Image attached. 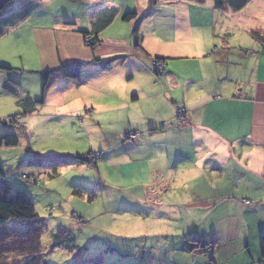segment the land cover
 Instances as JSON below:
<instances>
[{
	"label": "rangeland",
	"instance_id": "1",
	"mask_svg": "<svg viewBox=\"0 0 264 264\" xmlns=\"http://www.w3.org/2000/svg\"><path fill=\"white\" fill-rule=\"evenodd\" d=\"M22 2L34 3L29 6L34 10L33 19L0 45V65L16 69L11 78L21 85L18 94L9 93L4 88L9 76L0 71V137L16 134L20 144L0 148V158L5 173L4 191L27 194L44 223L41 237L44 260L47 264H213L210 249L205 254L198 251L189 255L182 248L183 241L192 245L195 238L202 241L207 229L204 225L209 222L203 223L204 216L191 208L204 201L202 196L207 193L202 189L207 183L187 180L189 168L194 166L189 162L194 158L193 152L162 150L151 144L147 151H135L137 142L134 140L140 136L126 134L131 131L130 119H108L106 115L102 117L104 111L96 113L100 118L94 117V113L77 112L78 102L99 105L103 100L104 105L111 101L107 92L99 93L92 88L81 91L55 88L47 99L50 104L47 103L39 113L20 116L14 125L8 123L23 113L18 100L29 94L34 100L42 97L44 79L36 73L40 72L37 71L40 60L29 34L32 25L47 24L53 29L71 22L70 25L78 26L81 35L89 33L92 38L91 25L97 21L91 10L97 2L92 0H15L10 9L17 8ZM144 2L106 0L102 6L116 7L124 14L140 10L141 18ZM257 2L264 3V0H255L243 12L226 15L213 9V0H207L203 8L191 10L192 30L199 35L201 45L211 51L222 47L224 42L236 49H254L257 45L251 31L264 32V4L257 6ZM154 10L156 16L143 20L141 30L152 50L184 57L192 55L194 47L187 14L177 13L174 8L169 14H162L163 8ZM134 25L135 22L117 21L107 33L128 37ZM155 33L180 37L175 39L177 46L161 47L149 42ZM118 56L121 55L105 59ZM144 59L151 64L152 59L146 54ZM167 63L179 73L200 74L197 72L199 61L170 60ZM202 69L199 66L200 72ZM154 76L163 80V71ZM144 81L155 86L156 80L145 78ZM118 93L123 94V89L119 88ZM61 97L73 103L66 108L59 103ZM157 98L150 94L141 104L147 108V115L154 114L150 112V101ZM70 109L71 114H67ZM91 152L95 155V166H63L54 177L46 163L43 167L29 165L36 156H83ZM75 189H84L88 193L78 197L73 194ZM92 194L95 199L89 201ZM216 217L219 216L216 214ZM29 227L19 221H10L0 229L8 236V248L0 255V264H32L31 244L25 235ZM60 229L73 233L77 251L53 246L52 237ZM192 233L196 236H191ZM97 258L99 262L95 261Z\"/></svg>",
	"mask_w": 264,
	"mask_h": 264
},
{
	"label": "crops",
	"instance_id": "2",
	"mask_svg": "<svg viewBox=\"0 0 264 264\" xmlns=\"http://www.w3.org/2000/svg\"><path fill=\"white\" fill-rule=\"evenodd\" d=\"M92 1L97 2V7L91 8L97 21L91 25V37L98 36L101 42L96 49L86 45L84 36L78 32L80 29L70 25L71 22L53 29L47 24L32 25L29 34L40 60L37 70L40 72H36L39 77L62 65L79 63L84 68L80 83L58 79L48 91L44 106L30 116L50 104L47 99L55 88L58 91L63 88L80 89L78 91L92 88L99 93L107 92L106 96L111 101L104 105L103 100L99 105L78 102L77 112L96 114L104 111L102 117L106 115L108 119H130L131 131H126V134L140 136L134 140L137 142L135 151H147L151 144L162 150L172 148L177 149L176 152H193L194 158L189 162L194 166L189 168L187 180L207 183L202 188L207 193L202 196L204 201L191 208L204 216L203 223L209 221L204 225L207 229L202 241L195 238L193 244L211 246L210 262L213 264L261 263L260 237L264 235V55L260 46L253 39L257 47L250 50L233 48L228 42L215 47L214 51L203 47L199 35L192 30L191 17V10L198 11L203 6L177 0L160 3L157 8H163L162 14H169L173 8L177 13L187 14L194 53L188 57L160 53L152 50L143 35L140 45L144 51H141L136 48L132 33L128 37L107 33L117 21H123L128 12L124 14L116 7L102 6L106 0ZM254 2L252 0L245 9ZM33 4L22 2L14 13ZM263 4L257 2V6ZM142 5L144 13L140 18V34L142 22L156 16L153 13L147 16L148 0ZM212 5L215 11L222 12L214 8V1ZM223 13L230 15L234 12L228 10ZM31 14L25 22L10 29L0 40V45L32 20L34 16ZM139 14L140 10L137 11V19ZM110 19V25L103 28ZM179 38L155 33L148 41L174 48L177 46L175 39ZM145 54L152 59L151 64L144 59ZM113 55L121 56L105 59ZM156 58L167 60L163 80L154 76L153 61ZM170 60L199 61L197 72L200 74L174 71L167 63ZM96 61L108 64L102 67ZM199 66L203 67L202 72ZM145 78L156 80L155 86L151 87ZM119 88L123 89V94L118 93ZM150 94L162 98L150 101L153 115H147V108L141 105ZM59 103L67 108L73 102L61 97ZM180 111L182 116H179ZM71 112L70 109L67 114ZM94 117L100 118L98 114ZM144 136L147 139H143ZM194 235L192 233L191 236ZM184 245L183 241V251ZM189 245L194 246L192 243Z\"/></svg>",
	"mask_w": 264,
	"mask_h": 264
},
{
	"label": "trees",
	"instance_id": "3",
	"mask_svg": "<svg viewBox=\"0 0 264 264\" xmlns=\"http://www.w3.org/2000/svg\"><path fill=\"white\" fill-rule=\"evenodd\" d=\"M177 0H148V13L147 16L153 13V10L160 4V3H173ZM188 2H192L196 5H205L207 0H184ZM214 1V8L218 11H232L234 13H239L243 11L251 2L252 0H213ZM15 0H0V40L6 36L8 31L12 28H15L21 22H23L31 13L34 11L31 10V7H26L23 10L14 13V9H10L12 4H14ZM16 9V8H15ZM138 17L137 13H129L123 17L124 22H132L136 20ZM112 20L105 25L107 27L110 25ZM140 26H141V19H137L134 25V30L132 32V37L136 42V48L144 51L141 48L140 41H141V34H140ZM85 40L91 39V44L88 47L92 49H96L97 46L101 44L100 39L98 36L95 38H89V33L83 34ZM252 38L258 43L261 48V54L264 55V32L261 30H256L251 33ZM154 61L162 62L163 64L166 63V59L164 58H156ZM153 61V63H154ZM102 67H106L108 62L96 61L95 62ZM154 67V65H153ZM84 66L79 63L75 64H68L62 65L58 69L42 73L41 76L44 79V87L42 92V97L39 100H34L29 95L22 100H18L17 104L20 109H22V114L17 115L16 118L10 119L8 123L10 124H17V120L20 116L28 117L34 113H36L42 106H44L46 102V96L48 91L52 87V85L60 78L73 80L76 82L82 81V72ZM155 73L156 69L154 67ZM0 71H3L8 74L9 80L5 83L4 88L11 94H18L19 89H21L20 83L13 80L12 74L16 69H12L5 65H0ZM183 114V113H182ZM179 113V116H182ZM24 129V128H23ZM20 144L19 137L16 134H6L0 137V148L2 147H18ZM94 153L91 152L87 155H77V156H52V157H42L36 156L32 161L29 162V165L43 167L46 163L47 166L52 169L53 177L56 176L58 173V169L63 166H74V165H87V166H95L94 163ZM5 173L2 168V160L0 158V229L4 227L10 221H19L24 224L30 225L26 235V240L30 241L31 250H30V257L32 264H38V262H42L41 264H47L44 260V256L41 250V237L44 231V223L40 219L36 205L33 200L24 192H17L15 194H9L5 192ZM85 192V193H84ZM87 191L84 189H75L73 194L78 197H83L85 194L87 195ZM89 201H93L95 199V195L92 194L89 197ZM7 238L3 233L0 232V255L5 254L6 249L8 248L7 245ZM53 246L64 247L67 251L75 252L78 248L75 246V237L73 233L65 230L60 229L56 234L53 235ZM189 242H185L184 249L188 252H198L206 253L211 246L207 245H197L190 246ZM260 250H261V262L264 263V235L260 237ZM95 261L99 262V258Z\"/></svg>",
	"mask_w": 264,
	"mask_h": 264
},
{
	"label": "built area",
	"instance_id": "4",
	"mask_svg": "<svg viewBox=\"0 0 264 264\" xmlns=\"http://www.w3.org/2000/svg\"><path fill=\"white\" fill-rule=\"evenodd\" d=\"M91 41H92L91 39H87L86 40V45L91 44ZM98 47L99 46H97V48ZM153 65H154V67L156 69V72H158V73H161L163 71V69H164V64L162 62L154 61ZM180 114H182V111H180ZM133 139H135V137ZM258 264H264V263L261 262V263H258Z\"/></svg>",
	"mask_w": 264,
	"mask_h": 264
},
{
	"label": "water",
	"instance_id": "5",
	"mask_svg": "<svg viewBox=\"0 0 264 264\" xmlns=\"http://www.w3.org/2000/svg\"><path fill=\"white\" fill-rule=\"evenodd\" d=\"M8 123L7 122H5V125H7Z\"/></svg>",
	"mask_w": 264,
	"mask_h": 264
}]
</instances>
